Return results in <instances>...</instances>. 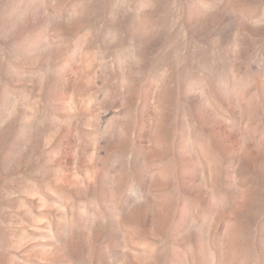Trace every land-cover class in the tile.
I'll use <instances>...</instances> for the list:
<instances>
[{
    "label": "rangeland",
    "instance_id": "1",
    "mask_svg": "<svg viewBox=\"0 0 264 264\" xmlns=\"http://www.w3.org/2000/svg\"><path fill=\"white\" fill-rule=\"evenodd\" d=\"M0 264H264V0H0Z\"/></svg>",
    "mask_w": 264,
    "mask_h": 264
}]
</instances>
